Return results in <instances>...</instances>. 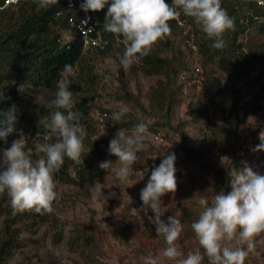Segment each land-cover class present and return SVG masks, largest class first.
Listing matches in <instances>:
<instances>
[{
    "label": "rangeland",
    "instance_id": "obj_1",
    "mask_svg": "<svg viewBox=\"0 0 264 264\" xmlns=\"http://www.w3.org/2000/svg\"><path fill=\"white\" fill-rule=\"evenodd\" d=\"M192 30L194 40L197 39V44L200 46L201 42L208 37L196 23L192 25ZM258 32L259 30L251 25L247 33L240 34L237 43L241 47L235 55L228 51L224 38L226 35L230 39L231 33L223 34L227 46L221 55L227 54V59L230 60L224 68L218 66L219 58L207 65L202 64L203 56L200 54L196 60L191 55L187 60L185 59L188 70L200 67L204 79L205 77L210 80L219 78L221 81L222 97L219 99L221 102L215 107L209 106L202 91L203 83L195 85L196 78H190L187 74L189 79L186 81L180 78L175 81L174 77L173 104L170 106V113L164 112L155 117L149 108L147 94L157 87L158 81L163 80L166 83L167 79L164 75L144 76L137 64L140 60L127 69L123 68L119 63L124 52V47L121 46L115 48L111 55L98 58L90 50H84L89 64L94 65L95 72L97 76L99 75L96 80H100V84L98 82L96 85L94 95L87 94L85 91L87 86L84 84V79H78L79 69L77 67H73L74 72L69 77L71 84H77L82 88V92L75 93V102L81 99L78 97L81 95L90 107L87 118L91 120L93 128L87 126V136L95 144L98 152H108L109 142L119 130L125 135L131 134L132 129H119L112 121L111 114L118 110V105H126L130 109L127 113L130 121L145 122L148 127L157 122L169 124L165 127L163 125L153 126V132L148 128L144 148L154 146L157 153L161 155L175 153L177 185L185 189L188 194H166L162 197L161 210L165 212L162 217L165 221L168 216L179 217L182 223L180 237L187 235V228L194 221H183L178 206L187 204L191 199L199 202L201 197L209 200L219 193L217 190H224L227 175L218 174L216 168L224 167L233 158H237V162L247 164L254 172L264 175V167L256 163L257 159L264 158V151H252L261 142L259 134L264 131V85L259 80V75L264 73V32ZM71 39L73 36L69 32H64L63 40ZM161 46L162 44L158 47ZM177 46L175 45L176 49ZM167 55L169 58L172 57L171 52ZM11 90L18 94L24 91L25 99L30 97L33 99L27 111L16 110L18 119L16 132L13 134H17L19 129L25 131V144L32 143L30 155L35 156L32 158L35 161L42 155L38 146L54 142L55 139L51 136L38 140L37 135L33 133L40 126L41 118L47 116L45 110L52 108L50 101L54 95H48L45 89L35 88L25 82L15 83L13 81ZM162 102H167V99ZM253 102L263 106L262 111L255 115L245 116L246 112L252 108ZM35 109L38 114L34 113ZM25 112L29 115L26 116ZM205 115L210 121L209 128L203 126L202 118ZM87 118L82 122H87ZM166 119H169V122H165ZM174 129H180L184 133L187 147L200 150L201 153H203L202 140L205 137L209 140L211 152L204 155L205 159L201 163L184 161L186 158L182 148V136ZM4 148L6 147L0 146V150ZM95 148L88 146L84 150L90 152ZM143 156L145 153L142 150L138 161ZM149 158L154 162L157 155ZM114 160L115 157L111 159V161ZM101 162H104L103 158ZM117 162L114 166L119 167ZM98 163L92 164L94 169L97 165L99 167ZM203 164L211 165L212 170H207ZM240 169L239 166L232 167V171ZM99 171V175L93 178L92 183H88L83 190L80 187L73 188L72 185L62 182L58 177L56 179L54 174L58 196L53 203V212L44 222L39 218H28L26 220L27 230L23 229L26 226L25 223L18 225V228L22 230L19 239L20 247L10 252L7 264H91L93 248H87L81 253L75 251V246L71 248L69 245L70 239L75 237V234H71L75 228H84L87 235H90L96 243L98 264H143L142 257L150 253L160 258V264H173L172 261L162 256L164 249H161L162 247H159L155 238L151 237L147 224L136 214L139 212H133L134 208L139 209L142 205L139 194L148 181L146 173L144 171L135 172L130 179L131 185H129L128 182L117 180L114 173H108L100 167ZM95 183L106 185L102 189L103 195L108 196L110 192L115 193L114 197L108 199L107 204L93 198L92 188ZM4 219V216L0 214V230H2ZM32 240L35 242L32 243ZM234 245L233 241L230 246ZM146 248L148 251L144 254L143 251ZM205 264H207V259ZM245 264H264V233L255 237V250L246 257Z\"/></svg>",
    "mask_w": 264,
    "mask_h": 264
},
{
    "label": "clouds",
    "instance_id": "obj_2",
    "mask_svg": "<svg viewBox=\"0 0 264 264\" xmlns=\"http://www.w3.org/2000/svg\"><path fill=\"white\" fill-rule=\"evenodd\" d=\"M64 1L66 5V0ZM57 2L58 0H37L40 8H47ZM254 3L257 10L263 7ZM80 8L86 14L101 11L94 21L102 20L103 25L96 26L104 29L102 35L108 39L109 35H115V41L109 39V44L113 42V50L119 46L124 47L119 63L125 69L147 57L155 43L170 35L169 21L177 19L181 13L187 16L189 24V17L193 18L213 41L210 45L212 50H223L226 47L223 34L235 28L234 19L222 8L221 0H84ZM259 18L258 15L255 16L252 25L258 30H264L258 24ZM240 19L246 22V19ZM69 34L73 38H79L73 35L71 29ZM189 34L196 46L195 52L182 45L180 30L173 39L179 49L186 53L192 52L191 56L196 60L199 57V46L194 40L191 24ZM180 70L177 78L183 81L189 79L187 74L190 70ZM73 72V65L63 66L57 91L50 101V106L56 109H68L67 114L57 110L51 114L50 119L42 117L40 120V125L55 138L54 142L38 146L42 153L40 158L33 161L30 155L32 150L26 149L22 135L13 139L9 147L0 150V194L6 193L9 197L13 216L23 212L40 215L52 213L53 203L58 196L54 174L60 171L65 157L74 162L80 161L84 139L88 133L81 123L84 114L71 110L74 94L69 89V77ZM183 72L186 74L182 79ZM3 98L0 93V99ZM129 111L126 105H118V110L111 114L113 121L118 123ZM0 116L3 117L0 119V140L7 143V138L16 132L18 117L15 105L6 113L0 112ZM146 133L148 124L145 122L135 125L130 135L119 130L108 146L109 154L118 157L119 167L114 166L111 161L101 162L99 167L108 173H114L117 180L131 185L132 165L138 159L137 153L144 148ZM259 139L261 142L252 149L253 152L264 151V131L260 132ZM161 156V163L152 169L145 187L140 190L142 205L139 209L134 208L133 212H142L148 222L155 226L157 236L164 238L166 247L162 256L173 264H203L205 258L207 264H245L246 257L255 250V237L264 233V175L254 172L245 164L242 170L229 173L230 191L219 192L211 203L204 197L199 199L203 210L191 224L199 247L185 255L176 243L182 231L181 220L174 215L168 216L165 221L162 219L165 212L161 210L162 197L177 190L176 156L174 152L167 155L163 153ZM105 187V184L95 183L92 188L93 198L103 204H107L108 199L115 196L112 192L108 196L103 195L102 189ZM149 211L152 215H149ZM233 241L235 245L230 246ZM142 262L160 264V258L150 253L142 257Z\"/></svg>",
    "mask_w": 264,
    "mask_h": 264
},
{
    "label": "trees",
    "instance_id": "obj_3",
    "mask_svg": "<svg viewBox=\"0 0 264 264\" xmlns=\"http://www.w3.org/2000/svg\"><path fill=\"white\" fill-rule=\"evenodd\" d=\"M64 0H58L54 5H51L47 8H40L38 6L37 0H20L16 4H10L5 7H2L3 0H0V93L3 94V99H0V112L6 113L8 109L15 105L16 110L27 111L31 107L32 98H26V93L23 91L21 93H16V91L11 90V85L13 81L15 83L25 82L35 88L45 89L48 95H54L57 91V82L61 79V70L65 64H71L73 67H77L79 70V80H83L84 84L87 86L85 91L87 94L94 95L96 85L100 84V80L95 72L94 65L89 64V60L85 55L81 41L79 38H73L69 41L63 40L64 32H69L70 28L67 24V20L71 15V12L66 9ZM221 6L228 15L234 19L235 28L234 30L226 31L231 33V38L228 39L225 35V40L228 45V51L234 54L240 50L241 45L237 43L238 37L244 32H248V28L254 23L255 16L261 17L263 15V7L261 9H256L257 6L251 0H221ZM57 13H60L57 16ZM240 16V17H237ZM236 17V18H235ZM246 19L241 21L240 18ZM190 24L194 25V19L189 17ZM97 26H102V20H96ZM171 27V34L164 37L163 40H159L152 47L150 54L147 57L140 59L139 69L142 71L144 76H162L164 75L167 79L165 83L163 80L158 81L156 88L152 89L147 98L149 101V108L151 109L152 114L156 115L162 114L164 112L170 113V106L173 104V89L172 83L177 81L178 69L183 68L188 70L186 60L189 55H192V52H187L180 50L179 46L177 49L173 44V36L179 31L178 27L175 25L174 20L169 21ZM196 31V29H195ZM264 32L263 29H259V32ZM109 34V33H108ZM110 41H115V35H109ZM197 42V39L195 40ZM212 40L207 38L205 41H202L199 46V54L203 56V65L211 64L218 59V66L224 68L227 66L226 63H229L230 60L227 59V54L222 56L223 50H212L210 45ZM113 43V42H112ZM112 43H110L104 49H93L90 50L93 52L95 57H105L111 55L113 51ZM161 47H158L161 45ZM226 45V46H227ZM225 49V48H224ZM117 51V50H116ZM171 52L172 57L169 58L167 53ZM226 52V51H225ZM186 59V60H185ZM226 64V65H225ZM177 65V66H174ZM234 68V67H233ZM132 69V68H131ZM234 71V69H233ZM120 73L121 70H120ZM70 80V79H69ZM122 80V79H121ZM205 80V81H204ZM203 80V93L208 100L209 106H219L222 97V85L219 78H209ZM259 80L264 85V73L262 72L259 75ZM205 82V83H204ZM196 85V84H195ZM69 89L75 95L76 92H82V88L78 87L77 84H69ZM73 95V106L71 110L79 111L84 114V118L81 120V123L86 127H92L93 124L91 120H88V110L90 107L86 104L85 99H82L81 95L78 96L81 99L75 102ZM129 96V95H128ZM164 99H167V102H162ZM52 100V98H51ZM219 100V101H217ZM157 101V102H156ZM52 107V106H51ZM167 107H169L167 109ZM263 106L258 105L253 102L252 108L248 110L245 116L255 115L256 113L262 111ZM61 111L64 114H67L68 109H56L55 107L48 108L45 110L47 113V118L50 119V116L55 111ZM166 110V111H165ZM42 111V110H41ZM196 113H200L198 110H194ZM26 113V116L29 114ZM24 113V114H25ZM35 114H38L37 110H34ZM41 113V112H40ZM43 113V112H42ZM233 113V112H232ZM129 114H126L122 119L117 123L119 129L130 130L133 129L137 122L129 120ZM3 117L0 116V119ZM87 118V122H82ZM198 120L197 117H195ZM194 118V119H195ZM203 126L209 128L210 121L208 118H202ZM47 122V121H46ZM165 122H169V119H166ZM163 125L168 126L169 124H159L158 122L153 125L159 126ZM153 126L148 127L150 131H154ZM249 127V126H248ZM251 127V126H250ZM181 129V128H180ZM180 129H174L179 132L182 141V148L185 152L184 161L193 162L195 164L201 163L204 158V155L211 152V145L209 140L203 137L201 149L193 150L187 147L185 136ZM37 135L38 140H42L46 137L50 138L51 134L44 128L43 125H40L33 132ZM22 135L26 137L25 131L19 129L17 134H12L7 138V143L3 140H0V146L9 147L13 139L19 138ZM31 144V145H30ZM33 146L32 143L25 144V147L31 149ZM95 148V144L91 142V139L86 136L84 139V148ZM142 152V151H140ZM140 152L137 153L139 156ZM145 156L138 159L132 165L133 174L130 177L132 179L135 172L144 171L146 173L147 179L151 175V171L155 166H158L163 159L161 154H158L154 146H148L143 149ZM157 155L155 161H150V156ZM35 156L32 154L31 158ZM115 157L114 161L111 159ZM103 161H111L113 164L118 161V157L107 153H101L96 150H90V152L83 151L80 161L74 162L67 157L64 159V164L62 165L60 171L55 174L57 177L64 183L72 185L73 188L80 187L82 190L86 188L88 183H92L93 178L99 175V167L94 169L93 163H101ZM260 167H264V158L257 159L256 162ZM154 165V166H152ZM240 167L242 170L245 164L237 162V158H233L227 165L221 168H216L218 174L227 175L226 185L224 190L221 191H230V175L232 167ZM207 170H212L211 165L203 164ZM264 169V168H263ZM72 171L73 173L71 174ZM260 175H263L260 173ZM188 194L185 189L180 188L177 185V190L173 194ZM169 195V194H168ZM209 199V203L211 200ZM163 205V204H161ZM165 205V203H164ZM180 209V216L183 221H195L196 216L203 210L202 206L199 205V202L193 201L192 199L187 204H182L178 206ZM0 214L4 216V223L2 230H0V264H7V258L15 248L19 246V239L22 233V230L18 228V225L25 223L24 230H27L26 220L30 217L39 218L40 220L47 221L49 219V214H36L35 212H23L18 213L15 216L11 214L10 208V199L7 194H0ZM139 219L147 224L151 237L155 238L158 242L159 247L164 249L166 247L164 238L162 236H157L155 231V226L148 222L144 214L136 213ZM149 215H152L149 212ZM191 224V223H190ZM152 227V230H151ZM188 227V226H187ZM187 235L180 237L177 240L179 249L187 255L189 251H195L199 245L198 241L195 238V234L191 229V225L187 228ZM71 234H75L74 238L70 239V247L75 246V251L83 253L87 248L92 249V263L98 264L97 258V247L94 240L87 235L84 228H75ZM78 236V237H77ZM61 239V237H60ZM35 241L32 240V243ZM148 248H146L143 253L146 254ZM207 258H205L206 260ZM205 260L203 264H205ZM76 264V263H74ZM89 264V263H84Z\"/></svg>",
    "mask_w": 264,
    "mask_h": 264
},
{
    "label": "built area",
    "instance_id": "obj_4",
    "mask_svg": "<svg viewBox=\"0 0 264 264\" xmlns=\"http://www.w3.org/2000/svg\"><path fill=\"white\" fill-rule=\"evenodd\" d=\"M20 0H3V5L7 6L10 4H16ZM254 2H257L258 5L263 6V15L258 19V24L264 27V1L263 0H252ZM84 0H66V9L71 12V15L69 16L67 23L69 25V28L71 29L74 36H77L82 41V47L84 49H93V48H99L103 49L109 44V39L105 37V35H102V32H104V29L99 28L95 24V19L98 15H100V12H89L85 13L81 10L80 5L83 3ZM107 8V6H106ZM179 11V9H178ZM60 13H57V16ZM88 17H91V19H88ZM176 22V26H178L180 30V37L183 39L182 45H184L186 48H190L191 51H196V46L194 45L193 39L190 38L189 29L190 24L187 16L181 15L174 19ZM119 40H117V43ZM185 72L181 75V78L183 79L185 76ZM189 77H195L196 82L201 83L203 80V73L199 67H193L192 70L188 72Z\"/></svg>",
    "mask_w": 264,
    "mask_h": 264
}]
</instances>
